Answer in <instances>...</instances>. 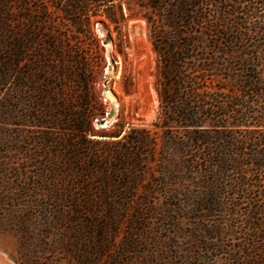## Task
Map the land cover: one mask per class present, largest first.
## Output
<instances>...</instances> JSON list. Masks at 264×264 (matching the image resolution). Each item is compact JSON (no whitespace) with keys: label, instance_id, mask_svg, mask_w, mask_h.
<instances>
[{"label":"rangeland","instance_id":"obj_1","mask_svg":"<svg viewBox=\"0 0 264 264\" xmlns=\"http://www.w3.org/2000/svg\"><path fill=\"white\" fill-rule=\"evenodd\" d=\"M0 1V9L10 11L9 20L17 29L23 30V24L28 23L23 15L31 10L30 23L54 31L60 49L54 56L46 47L49 40L25 43L26 53L17 74V79L22 80V94L18 100L0 103V264H79L73 234L67 232L68 228H74L71 220L75 217L72 210L77 196L91 201V212L101 220L108 216L102 203L115 206V212L108 218L117 226L118 234L102 264H109V256L121 253L123 242L137 220L142 224L136 226L137 251L125 257L135 260L134 264H246L251 233L245 201L230 200L231 207L236 203L239 206L228 215L214 212L206 213L204 218L203 212L192 209L197 195L206 191L198 181L191 180L179 201L183 208L180 213L172 215L173 219L167 218L166 223L158 213L152 215L168 203L163 194L171 189L165 186L173 179L169 174L162 175L167 158L162 147L170 132L161 114L160 61L148 23L158 16L147 5L148 1L123 2L125 20L101 26H96L100 21H95L92 34L75 27L72 19H64L53 8L40 14L48 5L43 0ZM100 31L104 33L102 36ZM106 34L111 43L103 46ZM107 47L114 62L107 87L117 109L113 121L101 128L96 122L108 113L110 106L103 95L104 71L109 61ZM196 78L201 88L198 94L207 97L218 93L217 76L214 82L206 77L204 83L199 73ZM18 86L16 82L10 85ZM83 111L91 119L93 136L75 135L73 125L68 123L72 120L70 114L73 117ZM212 126L210 122L206 125L214 130ZM80 127L83 130L86 124ZM131 130L145 131L147 143L160 146L156 151L146 149L151 157L147 164L136 165L133 177L129 179L127 174L101 177L96 171L87 170L90 155L79 148L80 144L85 141L116 144ZM178 140L186 141L182 131ZM206 156L201 151L193 152V173H187V178L196 177L199 168L205 170L202 162ZM98 162V167H105L104 160ZM103 183H127L129 187L134 184L139 186V192L132 196L119 188L102 197ZM149 187L154 190L153 195L145 193L144 189ZM142 211L143 216L135 213ZM201 231L212 235L221 232L222 250H217L220 241L217 237L208 240L203 248L200 242L205 236ZM63 235V240L70 236L71 240L63 242Z\"/></svg>","mask_w":264,"mask_h":264},{"label":"trees","instance_id":"obj_2","mask_svg":"<svg viewBox=\"0 0 264 264\" xmlns=\"http://www.w3.org/2000/svg\"><path fill=\"white\" fill-rule=\"evenodd\" d=\"M43 1L48 5L40 14H46L53 8L64 19H72L70 21L75 27L85 28L92 34L95 21L118 24L125 20L123 2L139 4L144 0ZM147 1L158 16L148 23L160 61L161 114L170 132L162 147L167 156L162 175L169 174L173 179L165 186L171 189L163 194L168 203L152 215L158 213L165 223L167 218L173 219L172 215L183 209L179 201L185 185L193 180L198 181L206 192L197 195L192 211L204 213V218L206 213L228 215L232 208L239 206L236 203L231 207L230 200L245 201L251 233L246 264H264V0ZM31 12L25 11L23 20L28 23L23 24L22 30L12 25L9 10L0 9L1 104L18 100V95L22 94V80L17 79V74L22 55L26 53L25 43L49 40L51 42L46 46L49 52L54 56L58 54L55 32L32 21L30 23ZM197 73L202 76L203 83L206 77L214 82L217 76L218 93L207 97L198 94L201 88ZM14 82L19 84L18 88L10 87ZM65 116L68 118L67 114ZM69 119H72L68 123L73 125L75 135L93 136L91 119L87 118L85 111L73 117L70 114ZM208 121L214 130L206 127ZM84 124L86 127L82 130L80 125ZM180 131L186 141L179 142ZM147 136L145 131L131 130L116 144L85 141L79 148L90 155L87 170L108 178L127 174L130 179L137 164L148 163L151 156L145 152L146 149L156 151L160 148L158 144L147 143ZM194 151L207 155L202 162L205 170L200 171L199 168L196 177L189 179L186 174L193 173ZM103 160L105 167H98V161ZM101 187L102 197L119 188L132 196L139 192L138 185L129 187L127 183H103ZM144 191L148 195L154 194L151 187ZM74 202L72 214L75 217L71 220L74 228H68L67 232L73 234L77 260L79 264H102L103 258L110 255L118 234L117 226H113L108 218L115 212V206L102 203L108 216L101 220L99 215L91 212L93 204L87 198L83 200L77 196ZM135 213L143 216V211ZM138 223V220L134 222L131 234L126 236L121 253L109 256V264L135 263V260H126L125 257L137 251L136 226L142 225ZM143 230L140 229L141 232ZM201 232L205 236L200 242L203 248H206L208 240L217 237L220 240L217 250H222L221 232L215 235ZM70 237L63 240V235L61 240L67 243Z\"/></svg>","mask_w":264,"mask_h":264},{"label":"water","instance_id":"obj_3","mask_svg":"<svg viewBox=\"0 0 264 264\" xmlns=\"http://www.w3.org/2000/svg\"><path fill=\"white\" fill-rule=\"evenodd\" d=\"M97 25L101 26V25H103V23H101V22L96 23V26ZM109 43H111V38H110V36L108 34H106L104 36V38H103L102 45L103 46H107ZM113 66H114V62L111 60V61H109L107 63L106 68H107V70H112ZM104 74H105V72H104ZM103 86H104V91L108 92L109 88L107 87V80L106 79L103 82ZM114 115H115V109L113 107H109L108 113H106L102 119L98 120L96 122V125L98 127H101V128H104V127L108 126L113 121V116Z\"/></svg>","mask_w":264,"mask_h":264},{"label":"bare ground","instance_id":"obj_4","mask_svg":"<svg viewBox=\"0 0 264 264\" xmlns=\"http://www.w3.org/2000/svg\"><path fill=\"white\" fill-rule=\"evenodd\" d=\"M101 32V31H100ZM104 33L103 32H101V36L103 35ZM109 47H107V59L109 60V61H111V57H110V51H109V49H108ZM108 61V62H109ZM113 70V69H112ZM112 70H107V68L105 69V74H104V76H105V79L107 80V79H109L110 77H111V75H112ZM103 95H104V97H105V99H106V101H107V103H109L110 104V106L109 107H113L114 109H115V111H116V109H117V104H116V102H115V99H114V97L112 96V94H111V92L110 91H108V92H105L104 90H103Z\"/></svg>","mask_w":264,"mask_h":264}]
</instances>
